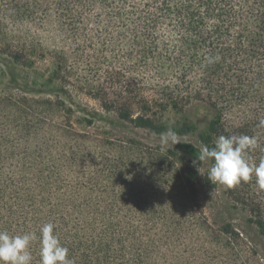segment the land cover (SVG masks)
<instances>
[{"label": "trees", "instance_id": "obj_1", "mask_svg": "<svg viewBox=\"0 0 264 264\" xmlns=\"http://www.w3.org/2000/svg\"><path fill=\"white\" fill-rule=\"evenodd\" d=\"M0 54L25 67L47 56L53 89L20 88L13 126L0 120V230L39 236L52 222L74 264H261L230 223L207 219L198 183H220L196 157L220 135H248L250 162L264 159V0H0ZM74 91L180 142L96 132L94 114L68 104ZM194 102L215 111L202 130L184 115ZM224 187L264 238V189ZM31 251L39 264L38 241Z\"/></svg>", "mask_w": 264, "mask_h": 264}, {"label": "rangeland", "instance_id": "obj_2", "mask_svg": "<svg viewBox=\"0 0 264 264\" xmlns=\"http://www.w3.org/2000/svg\"><path fill=\"white\" fill-rule=\"evenodd\" d=\"M51 71V61L47 56L43 60H39L34 66L25 67L12 63L5 54H0V95H14L12 97L15 98L13 100L11 97L12 102L8 106L0 103V120L9 125L14 124L12 106L21 102L19 97L21 98L23 94L20 90L25 87H27L29 97L35 99L39 97L47 98L53 89L48 85L43 86L41 78L49 75ZM68 104L72 107L77 117L84 118L87 116L89 118L92 117L91 114H94L92 122L94 129L97 130L96 132L110 133L112 137L131 136L150 146H161L164 148L172 146L170 140L168 143L162 142L161 136H154L146 131L135 130L129 126L114 122L112 115L102 112L98 102L81 91L72 92ZM214 113L215 111L206 103L194 102L186 108L184 115L202 130L212 119ZM78 129L90 132L94 130L85 123L79 125ZM208 167L210 168L209 164L203 165L201 172ZM198 190L199 200L209 222L215 224L230 223L233 228L242 234V241L247 242L253 248L256 253V260L264 264V238L260 237L255 227L248 223L250 219L248 210H243L242 206L235 204L229 199L222 184H218L214 190H209L199 181ZM243 242L242 251L244 250ZM243 261L244 258L242 257V264H244Z\"/></svg>", "mask_w": 264, "mask_h": 264}, {"label": "clouds", "instance_id": "obj_3", "mask_svg": "<svg viewBox=\"0 0 264 264\" xmlns=\"http://www.w3.org/2000/svg\"><path fill=\"white\" fill-rule=\"evenodd\" d=\"M220 57H208V63L218 61ZM264 126V120L260 121ZM162 142L172 146L180 141L177 133L169 129L161 133ZM258 146L257 138L248 135H220L213 146L201 147L198 162H210L208 180L212 183H220L229 188L239 185L241 182H249L255 179L259 188L264 189V159L259 163L250 162L249 152ZM55 225L48 222L39 229V236L34 232L22 234H9L6 230H0V264H32L33 242L39 243V264H74L69 257V249L63 246L58 235L54 231Z\"/></svg>", "mask_w": 264, "mask_h": 264}]
</instances>
